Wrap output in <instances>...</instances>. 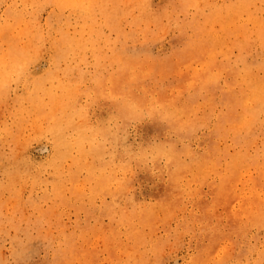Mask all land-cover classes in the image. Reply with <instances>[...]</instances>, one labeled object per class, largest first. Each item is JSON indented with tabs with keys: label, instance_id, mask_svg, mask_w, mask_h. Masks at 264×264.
<instances>
[{
	"label": "bare ground",
	"instance_id": "obj_1",
	"mask_svg": "<svg viewBox=\"0 0 264 264\" xmlns=\"http://www.w3.org/2000/svg\"><path fill=\"white\" fill-rule=\"evenodd\" d=\"M1 1L0 46L5 47H0V83L29 81L27 107L13 110L12 120L16 128L33 126L36 116L51 124L54 152L50 165L55 180L35 200L51 203L47 209L40 206L45 213L55 214L58 206L67 204L95 223L76 226L70 232L59 230L53 242L44 247L42 263L123 264V256L124 264H153L151 258L175 237L167 226L170 211L184 213L187 200L183 195L192 192L194 183L206 184L210 200L205 194L196 202L189 200L195 202L190 214L195 207L201 214L197 223L204 239L192 264L213 259L217 250L226 248L220 244L226 236L244 237L252 227L264 225V198L254 190L259 186L258 177L264 174V142L261 153L256 151L260 148L256 146L257 136L264 137V20L260 15L263 9L258 6L264 8V0H157L155 5L152 0ZM125 1L128 3L120 7L119 2ZM110 3L113 11L107 19ZM135 9L137 15L133 17ZM42 12H46L45 33L52 54L49 71L37 75L26 65L43 50V32L37 19ZM119 21L129 24V35L142 36L136 46L132 43V50H128V37L126 40ZM75 24L77 30L73 31ZM149 24L154 28L149 30ZM165 26L176 31L170 48L185 67L195 63L193 60L201 67L182 74L170 57L163 58L159 66L155 64L150 48L159 44L163 38L159 29ZM103 27L117 38L113 46ZM88 58L93 71L86 74ZM103 58L109 67L103 65ZM143 61L148 64L147 75ZM153 69L160 75L171 74L168 84L174 86L172 92L158 82L154 88L147 86L149 74L156 81ZM57 80L106 81L103 95V85L91 87L93 96H102L106 104L105 125L100 126V121L89 131L75 126L76 119L85 117L74 100L80 92L69 83L55 85ZM45 83L50 84L48 88ZM51 87L59 93H51ZM55 97L64 105L54 118L49 108ZM199 98L203 111L198 116ZM7 99L8 95L0 92V102ZM12 100L21 103L22 99ZM129 120L144 123L155 134L143 137L130 151H114L121 126ZM200 126L205 131L194 150L187 141L195 138ZM252 148L254 154H250ZM248 167L255 173L249 189L235 188L232 182L238 181V175ZM133 169L154 183L152 205L130 197L122 187L126 174ZM4 171L11 180L15 169ZM105 195H109L108 203L102 199ZM96 199L100 203L96 204ZM216 206L225 212V231L219 227L222 219L215 212ZM181 226H187L186 218ZM241 255H235L236 260ZM215 262L225 264L226 254Z\"/></svg>",
	"mask_w": 264,
	"mask_h": 264
},
{
	"label": "rangeland",
	"instance_id": "obj_2",
	"mask_svg": "<svg viewBox=\"0 0 264 264\" xmlns=\"http://www.w3.org/2000/svg\"><path fill=\"white\" fill-rule=\"evenodd\" d=\"M152 2H154L155 5L157 0H152ZM127 3L126 1L122 3L119 2V6L124 7ZM2 4L0 0V11L3 8ZM258 6L263 9L260 15L264 20V8L261 7V5ZM107 11V19H109L113 11L111 3ZM46 12H49V9H47ZM46 12H42L39 18H37L40 21L43 32L41 38L43 50L37 55H34L31 62L26 65L28 70L37 75L49 71V58L52 54L49 35L45 33V24L47 22L45 21ZM136 15L137 12L135 9L133 17H136ZM150 20H152V18H150ZM118 24H120V27L126 33V40L128 37V50H132V43L136 46V40L141 39V34L134 33V35H129V24L125 21H119ZM148 26L149 30L154 28L153 24H149ZM75 28L76 29L73 31L77 30V24H75ZM103 31L106 35H109V40L113 46L117 38L114 34L108 33L105 27H103ZM159 31H161L159 35L163 38L154 48H150V53L155 56L156 59V63H153L158 65L163 58L170 57L173 62V67L175 66V68H178L182 74L202 66L198 61L193 60L195 63L190 62L188 67H185L182 60L180 61L179 55L174 54V51H171L170 48L169 41L176 35V31L168 26L160 28ZM17 42L21 45L23 44L21 39H18ZM1 46L4 48L5 44ZM254 47L255 44H253V48ZM135 51H141V49ZM133 52L134 51H132V53ZM176 60L180 62L175 63ZM87 61L85 66L86 74L92 73L93 71L91 59L88 58ZM103 65L109 67L105 58H103ZM142 67L147 75V70H149L147 62L143 61ZM153 72L156 81L150 79L151 75L149 74L145 81L147 86L154 88V84L158 82L161 87L166 86L168 92H172L174 86L168 84L171 83V74L165 72L163 75H160L157 69H153ZM159 80H163L162 83L159 82ZM26 82L29 81H2L0 83L2 89L0 92L5 95L7 94L10 98V100L7 99L5 102H0V264H44L41 262L46 254L44 252V247L53 242L59 230L64 228L66 231L70 232L74 227L79 225L95 224L91 220L88 221L84 219L82 212L75 210L72 206L67 204L58 206L55 214L45 213L42 208L47 209L51 207V203L49 201L44 202L37 199L35 200V197H39L43 192H46L50 184L55 180V174L50 165L52 159L51 155L54 152V143H52L53 136L49 132L51 124H49L50 121H47L48 119L46 120L36 116L33 118V126L25 125L22 128L15 127L16 121L12 120L10 113L19 107H27L26 94L28 93V89L26 87ZM67 83L70 84L72 89L76 88V90L80 92V94L74 97L75 104L85 111L84 119H76L74 121L75 126L83 127L86 131H89L91 127H95L100 121H102L100 126L105 125L104 120L107 116L106 104L102 96H93L94 93L91 87L92 84L97 85V83L98 85H103V95L104 87L107 86L106 81H94V83L91 81H79L78 83L54 81L55 85H66ZM49 85L50 84L45 83L44 87L48 88ZM84 90L88 93H85ZM50 92L58 94L59 89H53L51 87ZM15 97L22 99L21 103L14 102L16 105L12 103V101H14L12 98ZM48 97L49 94L47 93V98ZM47 98H45V100H47ZM60 101L58 97L52 99V105L49 110L53 111L52 115L54 118L60 115L62 110L61 106L63 107L64 105L63 101ZM198 103L199 116L203 111V103L200 98L198 99ZM5 127L11 131L5 132ZM200 128L195 138L191 141H187L194 150L198 149L201 133L205 131L204 127L200 126ZM149 133L152 135L155 134L154 130L147 127L144 123L140 124L133 120H129L121 126V135L113 149L117 152L130 151L143 137H149ZM67 134L71 135L70 139L74 137V134L69 130H67ZM257 139L256 146L260 147L261 143L264 142V137L257 136ZM253 150L254 148H252L250 152H253ZM261 150L262 146L256 149L258 154L261 153ZM193 152L196 153L199 151ZM250 154H254V152ZM260 161V158H258V162ZM25 163L26 165H24ZM24 166H26V169ZM6 168L15 169V174L11 180L8 179L4 171ZM254 175L255 173L252 167H248L244 174L241 173L238 175V181H236V178L232 184L235 185V188L246 191L249 189L247 186L250 183V178ZM32 178H35L39 185L34 184ZM213 179H216V177H213ZM263 180L264 174L261 173L258 177L259 186L256 185L254 190L264 198ZM122 183V187L129 191L130 197L137 200H144V204L146 203L147 205L153 204L154 201L151 197V192L154 190V183L142 178V173L138 170L133 169L128 172L126 174V179ZM190 188L192 192L188 191V193L183 195V199L187 200L184 203V213L171 210L167 219V226L171 229L172 233L175 234V237L170 238L169 242L161 248V251L151 258L153 264H192L193 260L191 259L197 254L198 245L204 243V239L201 237L200 226L197 223L199 219H202L201 214L197 207L193 208V213L190 214V211L192 203L198 200V196L204 197L203 195L205 194V198L210 200L208 195L209 192L206 184L200 185L194 183ZM191 198L195 202H189ZM102 199L105 203H108L109 195L103 196ZM97 203H100L99 199H96V204ZM37 206H39L38 209ZM216 207L215 212L217 216L222 219V222H219V227L222 230L224 228L225 231V212L221 210V206ZM184 218L187 219V226L182 227L181 224H183ZM106 221L107 220L103 218L105 224L107 223ZM160 229L161 225L159 224L157 231ZM163 233L164 231H162V234ZM220 244H225L226 248L217 250V253L212 255L213 259L204 260L206 264H216L215 261L217 257L221 256L222 253L226 254L227 262L225 264H254V262L257 261L256 264H264V225L261 227H252L244 237L241 236L236 238L235 236H229L228 239L226 236L224 242ZM247 251L249 253L251 252L252 256L246 255V253H248ZM238 253H243V255L240 256V259L236 260L235 255ZM121 261L124 264L123 256H121ZM104 264H106L105 261Z\"/></svg>",
	"mask_w": 264,
	"mask_h": 264
}]
</instances>
